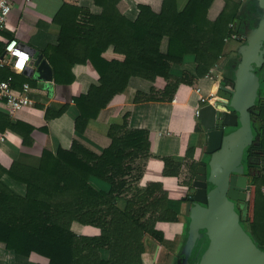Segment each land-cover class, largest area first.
I'll return each instance as SVG.
<instances>
[{
	"label": "trees",
	"instance_id": "1",
	"mask_svg": "<svg viewBox=\"0 0 264 264\" xmlns=\"http://www.w3.org/2000/svg\"><path fill=\"white\" fill-rule=\"evenodd\" d=\"M89 1L99 12L82 0L63 1L55 17L61 26L58 43L45 53L56 82H71L72 67L90 63L98 83L75 98V136L70 147L59 144L55 152L44 150L37 167L0 158V241L17 255L36 254L47 264H142V253L164 239L160 222L189 219L181 213L184 198H170L163 178L177 176L190 189L198 164L193 148L187 147L183 161L157 155L152 132L133 127L129 112L122 123L110 126L111 142L101 152L76 136L135 76L152 82L149 92L136 94L135 102L168 101L176 111L186 113L188 92L224 55L228 58L225 81H232L245 40L243 25L236 31L234 20L251 19L256 25L263 12L256 0H226L222 12L211 20L208 12L214 0H188L182 9L178 0H163L160 11L139 4L132 20L120 10L121 0ZM232 33L235 43L225 51ZM187 54L194 56L195 70L175 75L172 68L182 65ZM257 74L260 95L250 114L255 138L259 137L254 146L264 156V64ZM67 107H49L46 119L61 116ZM0 118L25 141L29 139L31 125L14 123L6 113ZM247 174L251 189L241 223L264 248V168H247ZM5 177L23 183L25 192L13 190ZM73 222L94 226L100 233L79 234ZM206 242L207 236L197 239L198 256Z\"/></svg>",
	"mask_w": 264,
	"mask_h": 264
},
{
	"label": "crops",
	"instance_id": "2",
	"mask_svg": "<svg viewBox=\"0 0 264 264\" xmlns=\"http://www.w3.org/2000/svg\"><path fill=\"white\" fill-rule=\"evenodd\" d=\"M64 0H13L12 10L7 26L0 31V54L3 53L6 43L17 38L26 46L33 56V63L22 73L14 72L9 66L0 67V78L12 74L15 86L20 89L24 82H28L32 91V104L20 111L16 120L31 125L33 130L29 139L24 140L22 134L16 132L0 118V158H8L28 166H39L43 151L55 152L59 144L70 147L75 136L74 117L77 115L75 98L86 93L90 86L98 83V73L90 63H77L72 67L73 80L68 83H58L54 79V71L45 51L58 43L61 26L55 17L63 5ZM188 0H178V7L182 9ZM242 0H232L239 2ZM92 11L99 12V8L89 0H82ZM163 0H121L119 8L124 15L134 20L139 12V4H148L155 11H160ZM226 6V0H214L209 8L208 17L217 18ZM233 39L226 42L225 51L229 49ZM165 47V44H164ZM41 55L46 65L51 69L38 72L37 58ZM227 56H223L218 65L211 70L212 76L205 74L199 77L196 86L188 92L184 105L188 110H175L172 102L144 101L135 102L138 92H149L152 82L141 77H132L126 90L116 95L112 101L100 110L95 118L89 120L86 129L76 137L96 152L107 147L111 139L109 128L114 123H122L125 113H130V123L133 127L147 129L153 134L154 152L163 157H171L183 161L187 147L193 148L194 158L198 161L203 155V134L200 128L197 111L204 100L214 101L219 85L225 80ZM196 61L193 55L187 54L182 65H174L175 75L180 76L184 69L194 71ZM199 89V90H198ZM67 105V110L59 117L50 121L46 119L49 107L60 108ZM197 115V116H196ZM196 121L198 126L194 125ZM46 128L48 130H46ZM3 137V139H2ZM185 142V143H184ZM185 150V151H184ZM5 182L19 193L25 192V185L11 178L5 177ZM163 186L172 199H183L189 192V187L181 183L177 176L166 175ZM184 215V201L181 205ZM72 228L79 234L96 235L100 230L94 226L73 222ZM158 228L164 233L162 242H153L142 253V264H168L180 247L185 234V219L178 221L160 222ZM152 245V246H151ZM159 245L155 259V249ZM0 264H47L39 255H17L7 249L6 244L0 241Z\"/></svg>",
	"mask_w": 264,
	"mask_h": 264
},
{
	"label": "water",
	"instance_id": "3",
	"mask_svg": "<svg viewBox=\"0 0 264 264\" xmlns=\"http://www.w3.org/2000/svg\"><path fill=\"white\" fill-rule=\"evenodd\" d=\"M256 1L263 12L256 25L251 19L234 20L236 31L243 25L245 40L232 81L223 80L214 101L203 102L197 112L203 155L184 197V216L189 218L185 237L168 264H264V248L241 223L251 189L246 168H264V156L258 158L252 148L259 137L255 138L250 114L260 95L257 71L264 64V0ZM37 65L38 72L51 69L41 55ZM205 235L207 242L198 256L197 239ZM158 249L159 245L155 259Z\"/></svg>",
	"mask_w": 264,
	"mask_h": 264
},
{
	"label": "built area",
	"instance_id": "4",
	"mask_svg": "<svg viewBox=\"0 0 264 264\" xmlns=\"http://www.w3.org/2000/svg\"><path fill=\"white\" fill-rule=\"evenodd\" d=\"M12 1L0 0V31H3L7 26L12 10ZM234 38H236V34L232 33L226 38V42L228 43ZM32 63L31 52L17 38L10 39L6 43L3 53L0 54V67L9 66L16 73L26 71L32 66ZM213 73L214 71L211 70L207 76L210 77ZM31 91L32 87L28 82H24L20 89L16 88L15 78L12 74L5 79L0 78V114L6 113L11 119L16 120L17 114L32 104Z\"/></svg>",
	"mask_w": 264,
	"mask_h": 264
},
{
	"label": "flooded vegetation",
	"instance_id": "5",
	"mask_svg": "<svg viewBox=\"0 0 264 264\" xmlns=\"http://www.w3.org/2000/svg\"><path fill=\"white\" fill-rule=\"evenodd\" d=\"M252 148L254 149V154L259 158L262 155V150L261 148H258L256 146H252ZM251 168H256L255 166L251 167ZM247 169V168H246ZM247 174V173H246Z\"/></svg>",
	"mask_w": 264,
	"mask_h": 264
},
{
	"label": "rangeland",
	"instance_id": "6",
	"mask_svg": "<svg viewBox=\"0 0 264 264\" xmlns=\"http://www.w3.org/2000/svg\"><path fill=\"white\" fill-rule=\"evenodd\" d=\"M234 43H235V40L232 41V44H234ZM202 137H203L202 140H203V142H204V136H202ZM205 236H206V235H205ZM180 245H181V244H180ZM179 248H180V247H179ZM164 263H165V261L163 262V264H164Z\"/></svg>",
	"mask_w": 264,
	"mask_h": 264
}]
</instances>
